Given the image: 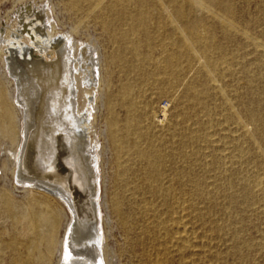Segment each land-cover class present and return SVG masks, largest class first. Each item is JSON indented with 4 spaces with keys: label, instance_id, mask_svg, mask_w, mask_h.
I'll use <instances>...</instances> for the list:
<instances>
[{
    "label": "rangeland",
    "instance_id": "1",
    "mask_svg": "<svg viewBox=\"0 0 264 264\" xmlns=\"http://www.w3.org/2000/svg\"><path fill=\"white\" fill-rule=\"evenodd\" d=\"M130 1L134 8L136 0ZM111 2L104 0V4ZM137 2L150 8L147 25L154 33L157 44L151 52L153 61L161 64L167 56L177 57L181 53L179 41L189 42V35L183 27V20L186 19L196 27L201 37L211 35L216 46L225 50L227 57L235 53L240 67L245 70L233 79L225 78L219 82L206 66L198 49L189 42L190 49L200 58L202 66H192L193 62L190 61L192 69L187 70L182 61L177 69L182 71L179 72L182 76L169 98L156 95L155 89L146 94L142 103L145 109L143 126L154 146L161 148L170 159L162 169L163 178L158 186L170 189L167 196L150 187L144 180L145 168L139 160L134 157L118 160L110 141L107 97L111 95L113 112L117 118L122 119L125 112L120 107L118 92L126 77L116 61L111 59L113 61L110 64L106 63L107 57L115 49L110 45L102 27L100 8L85 15L71 11L68 0H0V26H3L0 28L3 32L0 40V86L5 91L7 101L13 103L15 89L5 67L2 38L12 33L18 25V18H13L17 16L14 13L18 8L17 12L22 15L26 9L31 13L42 7L46 25L54 34L71 42L75 58L83 46H88L99 62V78L83 86L84 76L79 74L77 87L78 114H84L88 144L95 148L96 154V202L104 264H264V200L253 185L257 177L264 178V137L260 135L258 127L246 118L242 109L245 105L249 108L259 107L258 111L264 118V56L260 55L254 45L243 48L244 41L240 35L224 39L222 26L210 18L204 5H195L193 0H174L181 7L184 19L175 14L174 5L169 0ZM234 5L243 12V15H236L241 18L239 26L246 28L250 38L264 45V0H235ZM205 73L219 85L222 98L229 108L235 109L233 112L236 120L239 123L242 121V125L245 123L248 129L245 135L237 131L234 119H227L228 106L222 105V101L211 94L207 104L213 116L212 127L217 131L222 129L224 134L234 132L232 134L237 139L233 146H227L226 160L220 161L218 165L220 169L222 163L225 164L222 165V169L226 170L223 175L225 179L221 181L214 179L216 171L210 164L218 156L221 142L218 141L215 151L210 153L201 148L200 144L180 147L182 136L194 131L198 123L206 120L194 102L186 97L187 88L191 92L200 90L203 81L206 82L203 77ZM239 101L243 102V106ZM161 108L166 109V117L162 123H154L151 114ZM15 112L13 140L6 133L0 132V264H12L13 252L7 245L17 235L23 240L28 238L22 218L31 209L32 201L36 199L44 202L36 194L34 186L29 188L25 183H18L14 177L22 142L21 109L16 106ZM182 151L189 156L187 163L178 157ZM204 161L208 166L206 169L202 166ZM125 164L131 170L123 176L119 166ZM181 173L186 176L189 174L193 181H203L205 190L209 189L207 191L214 194L213 198L205 200L197 196L191 183L177 180L176 176ZM226 179L231 182L230 188L226 186ZM244 180L249 182L253 198L250 202L245 201L240 193ZM7 204L11 209L9 213L6 211ZM45 204L59 213L56 230L60 245L71 221L70 213L60 201L49 200ZM116 204L119 213L114 209ZM32 230L44 228L35 224ZM176 230H186L188 242L184 249H180L170 238ZM166 234L170 236L168 239ZM31 238L35 241L34 237ZM17 249L23 251L22 247ZM60 256L61 251L58 249L47 264H56Z\"/></svg>",
    "mask_w": 264,
    "mask_h": 264
},
{
    "label": "bare ground",
    "instance_id": "2",
    "mask_svg": "<svg viewBox=\"0 0 264 264\" xmlns=\"http://www.w3.org/2000/svg\"><path fill=\"white\" fill-rule=\"evenodd\" d=\"M169 1L174 5L175 14L184 19V13L177 2ZM193 1L195 5L201 7L204 5L210 18L222 26L224 39L240 35L244 41L243 48L254 45L260 55L264 56L263 43L250 38L246 28L239 26L241 18L240 16L237 18L236 15L243 12L235 7V0ZM103 4L104 0H68V8L76 13L86 15L97 8L101 9L99 18L102 27L108 35L110 45L115 49L114 53L107 57L106 63L116 61L126 77L120 84L118 92L121 99L120 107L125 112L122 119L117 118L113 112L111 95L107 97L110 141L118 160L122 157L127 160L133 157L139 160L145 168L144 180L150 187L167 196L170 189L158 186L163 178L162 169L170 159L161 148L154 146L152 138L148 137L143 126L145 109L142 103L146 99V94L155 89L158 96H170L182 76L180 74L182 71L177 70L182 61L187 70H191L193 65L202 66L200 58L190 49L189 42L198 49L206 66L219 82L224 81L225 78L233 79L245 70L244 67H240L235 53L227 57L225 50L216 46L211 35L201 37L196 27L186 19L183 20V27L189 35V42L179 41L181 53L177 57L167 56L161 64L156 60L153 61L151 52L157 44L154 33L147 25L150 8L139 4L137 0L134 8L131 7L130 0H112L111 3ZM17 10L14 13L17 16L13 18H18V25L12 33L2 38L5 48L3 50L6 58L5 67L12 78L15 96L13 103H8L5 91L0 86V132L6 133L8 138L13 140V115L16 113V106L21 109L22 142L14 177L18 183H25L29 188L34 186L36 194L44 202L34 199L31 209L22 218V223L27 227L25 231L28 238L23 240L17 235L7 245L13 252L12 264H47L58 249L61 251V256L56 264H104L96 202L98 195L96 154L95 148L88 144L84 114H78L77 87L79 74L84 76L83 86L85 83L92 84L96 78H99V62L88 46H83L79 50V56L75 58L71 42L54 34L46 25L42 7L37 10L38 13L35 10H33L35 13H30L26 9L22 15ZM0 28L2 29L3 26ZM1 34L3 32L0 30V40ZM190 61L193 62L192 66ZM203 77L206 82L203 81L200 90L191 92L190 88H187L186 97L194 102L199 111L205 115L206 120L198 123L194 131L182 136L180 147L187 145L194 147L200 144L201 148L210 153L215 151V144L221 142L218 156L210 163L216 171L214 179L221 181L225 179L223 175L226 170L222 169L224 168L222 165L225 164L222 163L220 169L218 165L220 161L226 160L227 146L229 144L233 146L237 139L232 134L234 132L229 131L224 134L222 129L217 131L212 127L213 116L207 104L209 97H212L211 94L219 98L222 105L228 106L227 119H234L237 131L240 130L245 135L248 129L244 126V121L242 125V121L239 123L236 120L233 112L235 109L231 110L222 98L219 85L208 73L203 74ZM238 103L243 106L242 101ZM242 109L246 118L258 127L260 135L264 137V118L258 111L259 107L249 108L245 105ZM165 117V108L151 114L154 123H162ZM178 157L184 163L189 161L188 154L183 151L178 153ZM202 166L205 169L208 167L205 161L202 162ZM119 167L123 176L131 170L128 164ZM188 176L181 173L176 178L180 182L191 183L197 196L205 200L213 198L214 194L208 192L209 189L205 190L203 181V183L200 180L193 181ZM262 177L253 180V185L264 200ZM226 180V186L230 188L231 182L229 179ZM240 193L245 201H252L248 180H244ZM49 200L62 202L70 213L71 221L60 245L56 230L59 213L45 204ZM114 209L119 213L117 204L114 205ZM10 210L7 204L6 211L9 213ZM35 224H39L44 230H32ZM31 237H34L35 241ZM169 237L166 234V238ZM170 238L180 249L187 247L186 230L180 232L176 230L174 236ZM17 247H22L23 251H19Z\"/></svg>",
    "mask_w": 264,
    "mask_h": 264
}]
</instances>
